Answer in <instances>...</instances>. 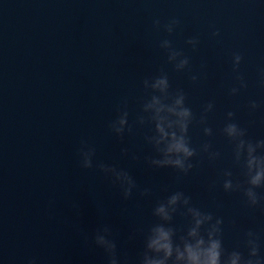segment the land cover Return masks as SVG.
I'll list each match as a JSON object with an SVG mask.
<instances>
[{"label": "clouds", "instance_id": "clouds-1", "mask_svg": "<svg viewBox=\"0 0 264 264\" xmlns=\"http://www.w3.org/2000/svg\"><path fill=\"white\" fill-rule=\"evenodd\" d=\"M173 23H176V22L173 21ZM168 31L169 32L172 31L171 25L168 26ZM188 43L195 44L196 41L189 40ZM165 44H167L169 47H171L169 41L166 40ZM173 54L174 55H178V56L182 55L181 53H179V52H177L175 50H174ZM240 60H241V57L239 55H236L234 57V67H237L239 65ZM188 63H189L188 59L187 58H183L180 61V64L177 66V69L178 70L184 69L188 65ZM193 79H195V77H193ZM232 91H233V93H235L237 90L233 89ZM184 99H185V96H182V100H184ZM180 102L181 101H178V103H180ZM251 107L255 108L256 104L253 103L251 105ZM211 108H212V105L209 104L207 106V110H211ZM180 115H182L184 117H193V114H192L191 110L188 107H185L183 109V111L180 113ZM228 116H229V118H231L233 116V113H231V112L228 113ZM227 127L230 130L234 131L236 129L237 125L232 123V124H229ZM187 130H188V124L185 123V124L182 125V131L186 133ZM161 131H162V129H161ZM206 131L210 132V129H206ZM174 140H175V142L168 149V151L170 153H174L175 154V158L174 159H171V158L164 159V160L153 159V160L150 161V163L152 165H158L160 167H166V166L173 167V168L178 169L181 172L187 173L192 168V164L188 163V162L186 164L185 161H189L194 155H196V152L190 146V141L186 140L184 136H181L179 139H176L175 135H174ZM85 167L91 168L92 165H91V163H89V164L85 165ZM99 168L106 175L109 172H112L114 174L112 176L113 182L118 184L121 187V189L123 190V195H124L125 198H127L128 196L131 195L132 190L135 187V183H134L132 177L127 172H125L123 170H119L116 167L105 166L104 164H100ZM260 176H261V174L258 173L257 176L253 179L252 183L254 185H259ZM121 179H123L124 181L127 182V185H128L127 187H123L121 185V183H120ZM230 187H231V182L230 181L229 182H225L224 188L227 190ZM182 194L183 193H178L177 195H182ZM176 198H177V196H173L172 197L173 200H175ZM257 200H258V198L256 197L253 200L252 204L255 205L257 203ZM209 218H211V217L209 216ZM218 223L221 224L222 221L220 219H218ZM248 236L252 237L253 234L251 232H249ZM248 243L251 244V248H250V252H249V258L248 259H244V264H264V260H262V259H260L258 257L257 244H256L255 240L251 239L250 242H248ZM213 247L214 248L215 247H219V242H214ZM218 256H219V253L213 252L212 253V259L209 262V264H218ZM193 260L195 261V257H193ZM29 264H35V262L34 261H30ZM233 264H235V261H233Z\"/></svg>", "mask_w": 264, "mask_h": 264}]
</instances>
